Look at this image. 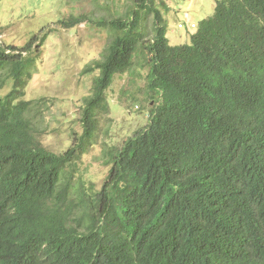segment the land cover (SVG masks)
<instances>
[{
	"label": "trees",
	"instance_id": "trees-1",
	"mask_svg": "<svg viewBox=\"0 0 264 264\" xmlns=\"http://www.w3.org/2000/svg\"><path fill=\"white\" fill-rule=\"evenodd\" d=\"M157 4L169 10L134 0L127 19L94 22L111 40L83 71L98 75L81 133L61 153L41 140L45 99L25 98L45 38L0 43V93L10 85L0 94V264H264V0H214L178 45ZM137 54L156 103L105 152L100 189L84 188L73 168L97 145L106 92Z\"/></svg>",
	"mask_w": 264,
	"mask_h": 264
},
{
	"label": "rangeland",
	"instance_id": "rangeland-1",
	"mask_svg": "<svg viewBox=\"0 0 264 264\" xmlns=\"http://www.w3.org/2000/svg\"><path fill=\"white\" fill-rule=\"evenodd\" d=\"M170 10H161L167 24L170 45L189 44L195 29L189 23H198L213 12L214 0H157ZM134 0H0V43L24 47L33 37L45 41L35 59L31 80L26 87V99L44 98L46 134L43 145L55 153L64 152L72 144L79 123L82 101L90 94L98 71L85 74V68L103 58L111 34L94 22L100 19H127L134 9ZM86 16L90 23L65 29L61 21ZM142 16V15H141ZM150 15L141 21L147 30L152 26ZM182 24L183 29L178 25ZM137 54L131 69L114 78L106 92L110 107L109 120L100 119L97 145L93 146L73 168L76 181L94 183L100 189L108 167L105 152L120 145L134 132L142 129L149 112L156 103L147 89L148 68ZM8 85L0 94L8 92ZM153 99V100H152ZM46 108V109H47ZM74 190V189H73Z\"/></svg>",
	"mask_w": 264,
	"mask_h": 264
},
{
	"label": "built area",
	"instance_id": "built-area-1",
	"mask_svg": "<svg viewBox=\"0 0 264 264\" xmlns=\"http://www.w3.org/2000/svg\"><path fill=\"white\" fill-rule=\"evenodd\" d=\"M178 27L183 28V25L180 24ZM190 28H192V29L196 28L195 24L191 23Z\"/></svg>",
	"mask_w": 264,
	"mask_h": 264
},
{
	"label": "clouds",
	"instance_id": "clouds-1",
	"mask_svg": "<svg viewBox=\"0 0 264 264\" xmlns=\"http://www.w3.org/2000/svg\"><path fill=\"white\" fill-rule=\"evenodd\" d=\"M190 24H191V23L188 24L189 27H190ZM193 24H195V26H196V28H197V24H196V23H193ZM179 25H180V24H179ZM179 25H178V26H179ZM181 25H182V24H181ZM178 28H179V27H178ZM196 28H194V29L196 30ZM179 29H183V28H179ZM191 29H192V28H191Z\"/></svg>",
	"mask_w": 264,
	"mask_h": 264
},
{
	"label": "crops",
	"instance_id": "crops-1",
	"mask_svg": "<svg viewBox=\"0 0 264 264\" xmlns=\"http://www.w3.org/2000/svg\"><path fill=\"white\" fill-rule=\"evenodd\" d=\"M169 10H170V8H169Z\"/></svg>",
	"mask_w": 264,
	"mask_h": 264
}]
</instances>
